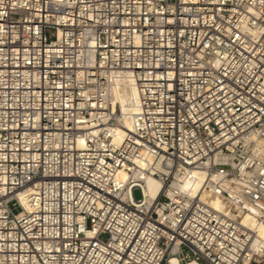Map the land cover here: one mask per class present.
<instances>
[{"label":"built area","instance_id":"obj_1","mask_svg":"<svg viewBox=\"0 0 264 264\" xmlns=\"http://www.w3.org/2000/svg\"><path fill=\"white\" fill-rule=\"evenodd\" d=\"M247 215L264 224V0H0V264H264Z\"/></svg>","mask_w":264,"mask_h":264},{"label":"bare ground","instance_id":"obj_2","mask_svg":"<svg viewBox=\"0 0 264 264\" xmlns=\"http://www.w3.org/2000/svg\"><path fill=\"white\" fill-rule=\"evenodd\" d=\"M113 90L115 93L114 108L115 110H118L119 108L122 112L119 115L121 127H119L117 130L118 135L121 136L127 129L132 128L133 114L136 113L139 105L138 88L135 84L134 79L130 76H126L117 80ZM194 178H197L195 188L198 189L200 187L201 180L204 178V173L202 171H194L191 175H186L183 187H189L190 183L195 180ZM159 186L160 183L157 180H148V190L150 195H155ZM211 204L214 207L221 206V202L218 198H213ZM244 223L248 226H255L258 232L256 240L257 245L259 243H264V224H259L258 222H256L255 218L252 215L245 216ZM170 260L173 264L180 263L179 257L174 255L170 257ZM186 264L202 263L194 260L188 261Z\"/></svg>","mask_w":264,"mask_h":264},{"label":"rangeland","instance_id":"obj_3","mask_svg":"<svg viewBox=\"0 0 264 264\" xmlns=\"http://www.w3.org/2000/svg\"><path fill=\"white\" fill-rule=\"evenodd\" d=\"M135 196L137 199L141 198L142 194H141V191L139 189L135 190Z\"/></svg>","mask_w":264,"mask_h":264}]
</instances>
